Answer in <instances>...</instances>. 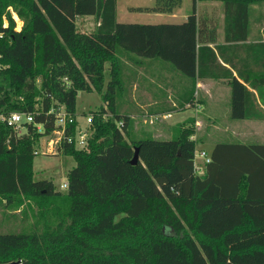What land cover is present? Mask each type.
<instances>
[{
	"label": "trees",
	"instance_id": "1",
	"mask_svg": "<svg viewBox=\"0 0 264 264\" xmlns=\"http://www.w3.org/2000/svg\"><path fill=\"white\" fill-rule=\"evenodd\" d=\"M253 1L223 0L226 38H246L239 31ZM180 4L157 0L153 10ZM87 15L95 28L80 31L76 18ZM215 41V29L203 33L194 0L180 23L119 22L117 0H0V115H33L24 133L0 119V200L39 207L31 230L0 233V264H264V143L217 142L199 174L192 127L168 139H131L130 117L116 112L118 48L159 58L194 84L206 76L204 51L217 61L208 45ZM227 77L230 117L264 119L250 89L264 83ZM80 90L99 92L105 105L91 111L82 148L67 141L74 126L66 122L57 149L75 165L60 191L34 178V151L61 128V106L66 118L75 115Z\"/></svg>",
	"mask_w": 264,
	"mask_h": 264
},
{
	"label": "crops",
	"instance_id": "2",
	"mask_svg": "<svg viewBox=\"0 0 264 264\" xmlns=\"http://www.w3.org/2000/svg\"><path fill=\"white\" fill-rule=\"evenodd\" d=\"M194 3L195 14L202 24L203 33L215 29L216 41L208 45L214 49L217 61L213 59L209 51H204L201 57V72L206 76L197 77L193 84L190 79L179 75L169 63L159 58L137 56L125 59L124 79L129 85L131 84V91L129 99L124 100V115L135 120L134 130L136 131H139L136 128H138V121H141L140 118L143 123H149L156 138H171L176 128L190 126L194 130L192 138L195 140L198 132H205L208 137L210 133L223 132L231 135H216L215 137L238 138L240 139L238 142L242 143H264L240 138L241 131H243L241 124L254 123L264 127V119L230 117L231 90L227 77L230 71L245 84L246 82L239 77L240 73L249 77L247 83L250 81L264 83V48L262 45L264 43V0L251 2L247 25L240 27L239 31L241 35H246L244 40L226 38L232 35V29L230 17L228 19L225 17L223 0H194ZM131 9L143 12L142 8L125 7L124 17H127ZM152 11L143 12L144 14L152 13L155 16L153 18L155 21L152 23H180L190 14L187 7L182 8V4L170 11ZM79 17L76 18V24ZM217 44L219 49L215 47ZM250 89L255 93L257 103L264 111V86ZM153 120L156 123L155 127ZM240 122L242 123L239 124ZM213 141L210 139L208 150L204 147L208 141L198 139L197 143L209 154L217 142H235L232 140ZM197 161L199 164L202 163L204 171L205 165L202 158L197 157ZM203 171L198 172L202 174Z\"/></svg>",
	"mask_w": 264,
	"mask_h": 264
},
{
	"label": "rangeland",
	"instance_id": "3",
	"mask_svg": "<svg viewBox=\"0 0 264 264\" xmlns=\"http://www.w3.org/2000/svg\"><path fill=\"white\" fill-rule=\"evenodd\" d=\"M182 8L187 7V10L191 11L193 0H181ZM125 7H134V8H142L143 12H153V8L157 7V0H117V20L119 22H142V23H152L155 20L153 19L155 16L152 13L144 14L140 13L139 10H129L130 13L127 14V17H124V8ZM150 8V9H149ZM95 20L91 16H80L77 21L78 29L81 31H92L95 28ZM20 26V25H19ZM118 56L121 58V72H122V90L118 93L116 97V112L118 114L124 115V100L129 99L131 84L124 79V60L129 58L132 59L137 57L135 54H131L118 48ZM171 65V64H170ZM179 75L188 78L180 71L176 70ZM127 93V95H126ZM105 105L102 100L101 94L97 91H84L80 90L76 96L75 103V117L76 119L84 123L87 115H91V111L97 110L100 106ZM60 112H63V107L61 106ZM109 114V113H108ZM138 121V125L134 130L135 120L130 119L129 123V137L131 139H144V138H154V139H162L156 138L152 133L151 125L149 123H143L142 119ZM240 122L239 124H241ZM153 125L155 127L156 123L153 120ZM238 125V124H236ZM234 125V126H236ZM242 130L241 137L245 138L246 141L252 142H264V127L261 124H241ZM154 129V128H153ZM177 129V128H176ZM174 130V133L176 131ZM18 133H24L26 131L25 126H21L17 128ZM211 135L208 137L205 132H198L196 134V141L204 140V141H215V140H232L239 141L238 138L233 137H222L224 135L230 136V133L223 132H214L210 133ZM216 135H222L217 138ZM55 133H52L49 136H42L39 138L38 145L35 147V150L38 151L35 154L33 159V170H34V178L36 179H51L54 183L55 189L64 191L65 188L61 186V184L66 181V173L67 171L75 165L74 159L69 156L61 153L60 150L53 149V151L48 152V140L50 138H55ZM223 138V139H222ZM244 140V139H242ZM213 141V142H214ZM206 142L205 148H209L210 142ZM204 148L197 143L196 150L201 151ZM205 150V149H204ZM42 151V152H41ZM197 157L195 156V161L197 164ZM203 160V159H202ZM201 168V172L203 171L202 163L199 164ZM199 170V171H200ZM38 212L39 207L33 201L23 200L22 205L16 206L14 204L6 205L4 201L0 200V233H8V232H20V231H29L33 228V224L38 220ZM41 223V222H40Z\"/></svg>",
	"mask_w": 264,
	"mask_h": 264
},
{
	"label": "built area",
	"instance_id": "4",
	"mask_svg": "<svg viewBox=\"0 0 264 264\" xmlns=\"http://www.w3.org/2000/svg\"><path fill=\"white\" fill-rule=\"evenodd\" d=\"M15 22H16V29L19 30L22 21L17 18L16 15H13ZM20 25V26H19ZM57 121L56 123L61 126L58 130H55L54 133L56 135L55 138H50L48 140V152L53 151V149L57 150V145L59 144L60 139L62 138L64 131H65V124L66 122L72 124L74 126V132L73 134L67 136V141L69 143H72L75 148L79 149L86 145L88 137L91 134L90 131V123H91V115L86 116V120L84 123L79 122L75 116H69L68 118L65 117L64 112H58L57 114ZM0 119L6 123L7 126H11L15 129L18 127L23 126L24 124L32 123L33 121V115L31 113L27 112H21V111H11L7 115H0ZM38 128L41 127V125H37ZM42 152V151H41ZM35 154L38 153L37 150L34 151ZM195 156H199L203 159V164L205 165L207 162L210 161V156L205 150L198 151L196 150ZM194 156V166L197 170H199V165L195 161ZM62 187H66V181H64L61 184Z\"/></svg>",
	"mask_w": 264,
	"mask_h": 264
},
{
	"label": "water",
	"instance_id": "5",
	"mask_svg": "<svg viewBox=\"0 0 264 264\" xmlns=\"http://www.w3.org/2000/svg\"><path fill=\"white\" fill-rule=\"evenodd\" d=\"M138 147H136L135 149H134V154H133V157H132V159L130 160V162L132 163V164H136L137 163V161H138ZM6 264H17V261H12V262H9V263H6Z\"/></svg>",
	"mask_w": 264,
	"mask_h": 264
}]
</instances>
